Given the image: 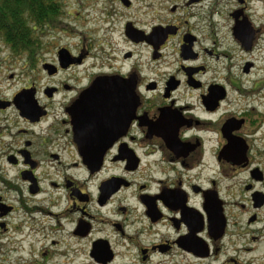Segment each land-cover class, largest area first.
<instances>
[{"label":"flooded vegetation","instance_id":"obj_1","mask_svg":"<svg viewBox=\"0 0 264 264\" xmlns=\"http://www.w3.org/2000/svg\"><path fill=\"white\" fill-rule=\"evenodd\" d=\"M100 1L96 47L64 0L10 50L50 84L0 91V264H264V0Z\"/></svg>","mask_w":264,"mask_h":264},{"label":"rangeland","instance_id":"obj_2","mask_svg":"<svg viewBox=\"0 0 264 264\" xmlns=\"http://www.w3.org/2000/svg\"><path fill=\"white\" fill-rule=\"evenodd\" d=\"M91 4L88 6V3ZM217 14L215 17L220 27L227 26L231 23L230 13L238 8L237 0H217ZM67 12L76 15V18H69L68 22L72 25V28L76 33L84 34H68V35H52V37H61V45L72 46L76 45L80 48L84 35H91L94 38V46L101 44L103 38L102 33H97L98 26L101 25L103 4L100 0H66L65 3ZM254 7V6H253ZM253 10H257L259 13V19H256L260 24H264V8L262 5L255 6ZM133 18L141 26L149 27L152 24H156L163 20V16L166 13V0H139L136 4V9L132 11ZM78 18V19H77ZM126 19L123 20V23ZM91 32V33H90ZM89 33V34H88ZM10 49L6 44L0 42V91L5 96L10 97L15 90L24 85H29L35 82L36 85L45 86L50 84L49 80L45 78H39L35 80L34 73L30 71L29 65L24 67V62L10 58ZM97 53V51H95ZM14 62H13V61ZM14 75V78H10ZM37 75V74H36Z\"/></svg>","mask_w":264,"mask_h":264},{"label":"trees","instance_id":"obj_3","mask_svg":"<svg viewBox=\"0 0 264 264\" xmlns=\"http://www.w3.org/2000/svg\"><path fill=\"white\" fill-rule=\"evenodd\" d=\"M64 0H0V42L14 55L33 48L41 23L61 18Z\"/></svg>","mask_w":264,"mask_h":264},{"label":"water","instance_id":"obj_4","mask_svg":"<svg viewBox=\"0 0 264 264\" xmlns=\"http://www.w3.org/2000/svg\"><path fill=\"white\" fill-rule=\"evenodd\" d=\"M237 36V35H236ZM113 85L115 83H112ZM102 85H109L108 83L107 84H103L101 83L100 81L97 82L93 88L91 90H89L85 95H84V98L81 100V102L79 103V106L81 108H85L86 110H99L101 108V103H100V99H97L95 102H92V96H98L100 97L101 96V91L98 89L99 86H102ZM97 86V88L95 89V87ZM24 109H29V108H24ZM93 117H90V116H86L84 118V121L81 122L83 125H90V123L92 122V119Z\"/></svg>","mask_w":264,"mask_h":264}]
</instances>
